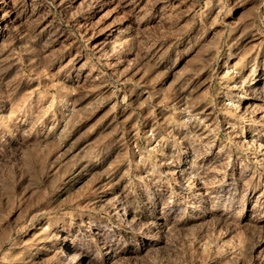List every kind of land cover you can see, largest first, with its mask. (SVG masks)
Listing matches in <instances>:
<instances>
[{"label":"rangeland","instance_id":"rangeland-1","mask_svg":"<svg viewBox=\"0 0 264 264\" xmlns=\"http://www.w3.org/2000/svg\"><path fill=\"white\" fill-rule=\"evenodd\" d=\"M0 264H264V0H0Z\"/></svg>","mask_w":264,"mask_h":264}]
</instances>
